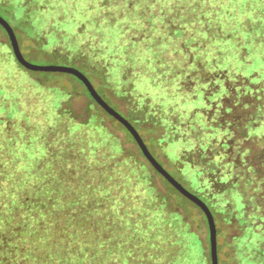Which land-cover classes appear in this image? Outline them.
Segmentation results:
<instances>
[{"label":"trees","instance_id":"1","mask_svg":"<svg viewBox=\"0 0 264 264\" xmlns=\"http://www.w3.org/2000/svg\"><path fill=\"white\" fill-rule=\"evenodd\" d=\"M248 30L236 38L234 51H245L246 38L264 40V27ZM226 43L219 47L224 56L233 51ZM229 67L235 66L222 63V75ZM45 74L30 83L54 95L47 86L63 73ZM233 77L222 78L215 126L182 161L197 164L195 195L216 224L233 228L235 247L248 246V258L264 264V65ZM10 85L0 79V264H207L182 195L167 181L166 192H158L150 169L158 173L125 153L121 139L104 126V110L94 102L99 110L89 105L79 122L67 103L55 105L46 94L34 104L35 114ZM59 90L63 98L70 95ZM27 97L32 106L34 96ZM127 118L141 125L132 109Z\"/></svg>","mask_w":264,"mask_h":264},{"label":"rangeland","instance_id":"2","mask_svg":"<svg viewBox=\"0 0 264 264\" xmlns=\"http://www.w3.org/2000/svg\"><path fill=\"white\" fill-rule=\"evenodd\" d=\"M0 17L12 27L28 63L77 69L105 103L127 121L132 109L141 121L135 129L151 155L193 194V167L197 169V164L186 165L182 154L191 159L192 143L208 135L215 126L223 108L219 99L222 78L233 82L234 72L246 75L264 65V40L246 38L245 51L233 50L236 38H245L243 34L249 28L264 27V0H0ZM1 28L0 79H7L13 90L22 93L23 107H33L36 114L38 101L48 94L47 100L55 105L63 101L65 107L67 103L79 122L87 119L89 105L99 110L83 84L72 75L52 76L58 84L47 87L54 95L37 89L30 81L34 77L43 79L48 72L19 68ZM238 32L242 34L235 35ZM223 33H227V39ZM224 40L233 50L227 57L219 51ZM52 50L55 55H51ZM65 54H69V60L64 59ZM71 58L76 59L73 62ZM225 61L235 67H229L222 75ZM83 63L87 68L80 67ZM60 86L70 94L68 97L63 98ZM29 94L36 101L32 106ZM99 112L104 126L121 139L125 153L137 156L149 166L127 130L106 112L108 116ZM30 117L33 120L35 116ZM150 172L154 186L164 194L168 189L165 179L151 169ZM177 196L210 264L204 214ZM215 225L219 264H260L248 258V246L235 247L233 228L216 222Z\"/></svg>","mask_w":264,"mask_h":264},{"label":"water","instance_id":"3","mask_svg":"<svg viewBox=\"0 0 264 264\" xmlns=\"http://www.w3.org/2000/svg\"><path fill=\"white\" fill-rule=\"evenodd\" d=\"M0 26L5 31L10 48L12 53L17 61V63L24 69L33 72H48V73H64L74 76L78 79L85 89L87 90L90 97L95 101V103L106 112L110 117L114 118L117 122H119L131 135L135 143L137 144L141 154L147 160V162L151 165V167L161 175L165 181H167L175 190H177L182 196L188 199L190 202L195 204L201 212L204 214L207 228H208V241H209V259L210 264H219L218 262V253H217V234H216V225L211 211L208 206L195 194L186 190L179 182H177L165 168H163L151 155L149 150L147 149L143 139L135 129V127L127 121L122 115H120L117 111L113 110L110 106H108L102 97L94 89L91 82L82 74L79 70L74 69L68 66H58V65H46V66H37L28 63L20 50L18 40L16 35L12 29V27L7 23L2 17H0Z\"/></svg>","mask_w":264,"mask_h":264},{"label":"flooded vegetation","instance_id":"4","mask_svg":"<svg viewBox=\"0 0 264 264\" xmlns=\"http://www.w3.org/2000/svg\"><path fill=\"white\" fill-rule=\"evenodd\" d=\"M93 100V99H92ZM94 101V100H93ZM95 102V101H94Z\"/></svg>","mask_w":264,"mask_h":264}]
</instances>
